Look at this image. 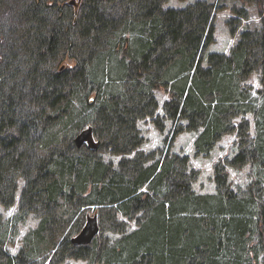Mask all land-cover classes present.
Returning <instances> with one entry per match:
<instances>
[{
	"label": "trees",
	"instance_id": "obj_1",
	"mask_svg": "<svg viewBox=\"0 0 264 264\" xmlns=\"http://www.w3.org/2000/svg\"><path fill=\"white\" fill-rule=\"evenodd\" d=\"M167 2L82 0L76 15L68 1L58 7L55 0H32L14 48L0 31V202L15 204L22 177L21 211L39 218L18 255L0 248V264H264V92L257 98L243 84L264 69V33H244L230 55L206 54L214 42L213 6L165 9ZM22 53L29 66L23 81ZM65 55L79 62L70 67ZM53 62L60 66L53 70ZM162 88L170 99L157 128L165 131L170 120L176 135L199 133V155L238 134L241 147L228 165L257 170L249 194L230 188L224 164L216 167L217 193L201 195L192 190L188 156L155 160L138 152L145 141L138 122L157 117ZM29 97L34 113L25 115ZM87 109L94 118L82 122ZM75 123L79 132L92 125L105 140L98 151L76 146L69 132ZM108 147L124 155L118 168L96 157ZM49 148L44 159L40 150ZM80 151L86 152L80 159L71 154ZM93 206L115 219L142 213L145 222L114 245L100 234L75 246L70 227Z\"/></svg>",
	"mask_w": 264,
	"mask_h": 264
},
{
	"label": "rangeland",
	"instance_id": "obj_2",
	"mask_svg": "<svg viewBox=\"0 0 264 264\" xmlns=\"http://www.w3.org/2000/svg\"><path fill=\"white\" fill-rule=\"evenodd\" d=\"M32 0H0V31L8 33L11 39L10 47L14 48L16 43V32L23 28L22 16L28 9V5ZM57 6H65L66 1L70 0H55ZM199 1H205L213 6L215 35L214 42L206 50V54L209 53H221L230 55L232 49L240 42L242 35L246 32H252L254 34L264 33V0H168L164 5L165 9H185L191 5L196 4ZM67 10V8H66ZM68 12L69 16L72 13ZM22 24V26H21ZM22 51V50H19ZM64 64L70 67H74L79 62L77 59L71 56L65 55ZM19 69H23L25 75L21 76V81L26 80V73L29 72V66L27 64V56L22 53L21 58L17 61ZM51 68L56 69L60 66L59 62H53ZM20 81V82H21ZM244 86L249 89L257 98H260L258 93L262 90L264 92V69L256 68L254 72L250 74ZM92 96H96V92L90 93ZM29 95V92H27ZM160 108L157 112L156 118H147L138 122V127L144 137L143 145L138 149L145 154L154 155L155 160L164 159L167 156L179 155L180 157L188 156L189 163L187 172L189 176L193 173L196 179L191 182L192 190L196 194L211 195L216 194L218 186L216 183V167L220 164H224L229 172L230 188L239 196L245 197L251 192V187L254 185L256 169L252 164H248L243 168H235L228 165V162L235 158L238 154L241 141L237 133H231L225 135L216 145V147L208 155H199L196 150L195 142L199 136L197 132H184L181 134H175L176 122L166 120L165 131H160L157 128L156 122H162L164 120V104L170 99L169 93L165 89H160L156 92ZM31 97L27 99L25 104V115L34 113L30 104ZM95 112L93 110H84L79 120L87 122L86 120H92ZM251 125V137L252 140L256 135L255 122L252 114L246 116ZM243 117H239L235 120V124L239 125ZM78 120V121H79ZM77 121V122H78ZM78 123L71 126L69 132H74V137L80 129L77 128ZM75 129V130H73ZM96 138L105 142V140L99 135ZM60 147L61 150L65 148V145ZM51 148L46 150H40L41 156L44 159H49L52 155ZM138 152H134L132 155H128V158L133 159L137 156ZM38 154V155H39ZM75 154L78 159L86 154L85 151L71 152ZM96 157L103 160L105 163H111L114 167L118 168L124 155L114 154L111 147L105 148L96 154ZM153 161H149L148 165ZM19 189L16 195V202L10 207H6L0 202V248H3L6 252L13 256L19 254V252L25 246V237L30 230L37 228L39 225V218L34 214L26 215V212L21 211V199L22 191L26 185L24 178L18 179ZM261 193L264 199V183L260 185ZM264 201V200H263ZM88 213H96V207L93 206L88 211L82 213L74 224L70 227L72 235H76L83 227ZM101 226L102 232L99 236L101 242L109 243L110 245L116 244L121 238L129 233L137 230L141 224L145 222V214H138L135 218H129L122 216L112 218L109 214H102ZM125 228V233L118 232V228ZM116 229V230H115ZM54 252V251H53ZM45 255L39 258L42 261ZM51 258V256H50ZM49 258V259H50ZM262 262H264V255L261 256ZM44 261V260H43ZM49 260L45 261V264H49ZM64 264H103V263H90L85 260L70 259Z\"/></svg>",
	"mask_w": 264,
	"mask_h": 264
},
{
	"label": "water",
	"instance_id": "obj_3",
	"mask_svg": "<svg viewBox=\"0 0 264 264\" xmlns=\"http://www.w3.org/2000/svg\"><path fill=\"white\" fill-rule=\"evenodd\" d=\"M82 0H70L68 4L74 6L76 15L79 12ZM78 148L87 147L92 151H98L101 148L102 141L96 138L95 129L92 125L84 127L74 139ZM102 226L99 213H88L82 229L71 237V242L75 246H87L101 234Z\"/></svg>",
	"mask_w": 264,
	"mask_h": 264
}]
</instances>
